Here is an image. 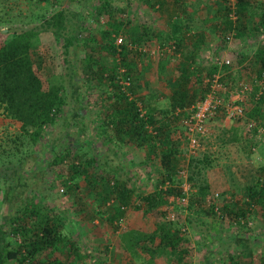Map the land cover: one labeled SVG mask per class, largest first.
Returning <instances> with one entry per match:
<instances>
[{"label":"trees","instance_id":"1","mask_svg":"<svg viewBox=\"0 0 264 264\" xmlns=\"http://www.w3.org/2000/svg\"><path fill=\"white\" fill-rule=\"evenodd\" d=\"M27 1L51 3V0ZM215 6L216 12L224 11L218 23L213 26L214 31L220 34L223 48L229 42L235 43L242 37L264 35V0H221L216 2ZM99 7L101 11L108 13L111 8L110 1L102 0ZM184 13L186 15L181 23L171 24L172 28L169 27L168 30L155 31L150 25L137 21L131 23V32H141L143 37L152 38L151 40L159 43V53L166 49L170 51L172 48L174 55H181L177 73L167 79L166 85L170 89V95L166 108L154 105L152 99L155 98V90H151L150 80H145L143 71L129 64L128 58L132 50L125 43L115 45L117 32L124 27L123 21L119 20L115 26L110 24V27L102 32V38L105 39L100 49L113 56L112 67H105L102 62H95L92 67L88 63L91 55H86L83 60V75H86L89 81L106 83L111 89V92H101V97L94 98L95 105H104L106 100L109 102L103 116H99V121H96L100 128L96 135L102 139L101 144L110 152L113 144L116 147L134 146L150 153L149 156L146 155V159L154 165L153 170L157 176L155 187L146 193L137 192L133 185L129 186L116 169L106 171L102 166L95 165L97 157L94 155L88 157L86 153H81V156L72 154L70 147L77 144L78 139L75 144L74 138L70 141L68 139L63 148L60 144L64 142V137L70 136V122H65L62 135L52 141L48 140L51 133H47V130L50 131L59 124L66 108V95L61 83L44 87L43 80L35 70L31 49L33 40L42 31L56 28L62 34L60 31L65 28L62 23L66 18L65 11L59 9L51 13L41 21L40 27L24 25L14 31L8 29L9 38L0 45V116L6 124L18 126L20 133L13 137L7 134L10 139L6 141V148L2 150L4 154L0 156V162L4 165L3 171H0V179L5 181L0 209V264H70L68 255L78 253L77 249L71 251L74 243L71 245L63 234L64 219L67 216L65 212L62 213L61 209L58 210L54 206L45 208L32 203L31 197L17 201L25 189L32 188L30 185L36 179L47 181V173L54 175L53 181L47 182L48 187L53 185L52 182H59L66 188L60 189L63 193L73 187L76 189L83 180L85 190L98 212L108 214L104 208L110 207L113 213L112 216L107 215V218L118 228L122 225V215L126 208L143 213L155 211L159 217L154 227L119 231L123 250L138 256L142 259V264H155V258L159 256H167L173 264H190L191 242L186 232L188 227H192L194 213L212 214L218 221L228 223L236 232L240 229L246 233V229L251 226L249 218L253 209L259 207L264 211V167L259 170L252 186L241 190L243 193L240 201L230 194L229 198H223V202L219 204L217 200L220 195L212 193L205 176L206 169L211 166L210 155L205 152L198 156L192 154L186 160L178 147L179 141L174 138L176 121L181 119L185 125L183 138L190 143V117L195 113L197 103L213 94L219 99V104L213 109V114L208 120L217 119L222 122L223 119L232 121L247 118L244 121L245 144L248 147L256 145L251 137L264 132V39L259 43L254 42L256 46L251 57L252 63L258 66L256 84L249 86L241 82L237 85L240 74L234 70L233 58H222L215 63L208 62V66L202 63V59L197 61L202 49L198 40L202 42L206 35L199 32L195 34L194 40L188 41L185 33L191 28L192 13H187L186 10ZM109 17L112 19L110 14ZM112 29L116 33L113 38L110 37ZM120 40L122 41V38ZM130 40L136 45V42L144 39L136 35ZM64 45L66 49L71 42L65 38ZM244 55L238 53L235 57L242 60ZM164 63L169 62L162 60L159 74L165 75L167 68ZM216 74L222 75L215 79ZM227 77L233 81V85H237L236 90L230 94L231 97L242 90L243 86L247 87L242 99L231 103L240 106L242 112L229 118L227 106H224L226 102L222 97L227 87L232 88L228 85ZM195 86L199 89L196 90ZM142 89L149 90L145 97L135 93L136 90ZM225 97H228V94ZM246 105L250 107L248 111ZM231 130L235 129L223 128V134L227 135ZM192 136L198 141L195 151H199L203 143L200 139L204 136L199 133H192ZM220 140L231 146L237 144L240 137L233 131L232 135ZM25 142L27 146L24 149ZM44 142H51L49 155L41 152L43 154L33 156L30 149L42 148L41 144ZM111 154L112 158L103 154V165H108L110 161L120 163L115 156L116 152ZM65 166L68 169H65ZM8 170L11 171L10 174L7 173ZM149 172L154 173L150 170ZM184 183L185 186L188 184V190L183 186ZM209 195L211 202L206 210L204 207ZM182 199H186L185 204ZM162 207H181L183 214L186 211L185 223L175 221V217L169 219L166 212L161 210ZM18 233L22 238L19 239L17 247H14L7 235ZM248 243V237L243 236H238L234 242L235 247L241 248V253L247 257L251 255ZM259 262L264 264V254ZM232 264L239 263L235 261Z\"/></svg>","mask_w":264,"mask_h":264},{"label":"rangeland","instance_id":"2","mask_svg":"<svg viewBox=\"0 0 264 264\" xmlns=\"http://www.w3.org/2000/svg\"><path fill=\"white\" fill-rule=\"evenodd\" d=\"M101 1L51 0L49 4H41L27 0H0V45L9 38L8 29L14 31L24 25L40 27L41 21L50 16L51 13L59 9L65 11L66 18L62 22L65 28L60 31L62 34L56 28L42 31L33 40L31 49L35 70L43 80L44 87L61 83L66 95V108L60 117L59 124L53 129L51 128L50 131L47 130V133H51L48 140L52 141L58 138L60 134L62 135L65 122H70V136L64 137V142L60 144L63 148L68 139L70 141L74 138V144L78 139V143L70 147L72 154L81 156L86 153L88 157L94 155L97 157V164L95 165L102 166L106 171L116 169L129 186L133 185L137 192L146 193L155 187L157 176L153 170L155 169L154 165L146 159V155L149 156L150 153L134 146L116 147L113 144L110 152L101 144L102 139L96 135V132L100 130L96 121H99V116H103V111L109 107V102L106 100L104 105H95L94 98L101 97V92H111V89L106 83L100 84L97 80L89 81L86 75H83L82 66L84 57L91 55L88 63L92 67H94L95 62H102L105 67H112L113 56L100 49V45L105 39L102 38L103 30L108 29L110 24L115 26L119 20L123 21L124 27H121L120 31L117 32L115 45L125 43L132 50L128 58L129 64L137 70L143 71L145 80H150L151 90H155V98L152 99V102L162 108L168 107L170 89L166 83L169 77H173L177 73V64L180 62L181 55H174L172 48L170 51L166 49L159 53V43L151 40L152 38L143 37L141 32H131V23L137 21L140 24L150 25L155 31L168 30L169 27L172 28L171 24L181 23L183 16L186 15L184 10L187 13L191 12V28L185 33V38L188 41L194 40L195 34L199 32L206 35L202 42L200 39L198 40L202 49L197 61L202 59V63L208 66V62L215 63L216 60L222 58H233L234 70L240 74L237 85L241 82H245L249 86L256 84L257 78L255 76L258 66L252 63L251 57L256 46L254 42L262 41L264 35H257L253 38L242 37L235 43L229 42L223 48L220 34L213 28L218 23L219 17L224 14L223 10L219 12L215 10V3L221 0H109L111 8L108 13L112 19L108 13L99 9ZM207 19L209 20L207 21ZM114 32L112 29L111 38L116 34ZM136 35H140L144 40L136 42L135 45L131 43L130 38L132 39ZM65 38L71 42V45L66 49ZM238 53L245 54L244 59L236 58ZM162 60L169 62L163 64L167 68L165 75L158 73ZM119 67L122 68L121 65ZM120 72H122L121 69ZM219 75L216 74L215 79ZM227 82L233 89L227 87L226 92L222 94L226 102L224 106H230L236 100L230 94L236 90L235 86L237 85H233V81L228 77ZM123 83L126 85L125 82ZM195 87L196 90L199 89L197 86ZM148 91L142 89L136 90L135 93L145 97L149 93ZM226 94L228 97H225ZM246 107L248 111L250 107L247 105ZM223 110L225 109L223 108ZM246 119L232 121L223 119L222 122L217 119L207 120L205 135L200 139L203 143L199 151H195L197 148H193L183 138L185 125L182 124L181 119L176 121L174 138L179 141L178 147L185 159L187 160L189 155L198 156L204 152L210 155L211 166L206 169L205 176L212 193L220 195L217 200L219 204L223 202V198H229L230 194L235 200L240 201L243 193L241 190L252 186L259 170L264 167V132L251 137L256 145L248 147L243 136L246 131L244 124ZM230 127L235 129L233 131H236L240 137V141L231 146L222 143L220 140L232 135V130L227 135L223 134V128L228 129ZM260 130L262 131V129ZM18 133H20L18 126L6 124L0 116V156L4 154L2 150L6 148V141L10 139L7 134L13 137ZM47 142L41 144L42 148L30 149V153L33 156L43 153L49 155L51 142L46 144ZM26 146L27 143L25 142L23 148L25 149ZM102 152L110 158L113 157L111 153L116 152L115 156L120 160V163L110 161L108 165H103ZM1 164L2 162H0ZM3 166L2 164L0 171H3ZM65 169L68 167L65 166ZM149 170L154 173H150ZM7 173L10 174L11 171L8 170ZM45 179L47 181L36 179L30 185L32 188L25 189L17 201L20 202L22 198L25 200V198L31 197L32 203L45 208L54 206L58 210L61 209L62 213H66L63 234L69 239L71 245L74 243L71 251L76 249L78 251V253L68 255L70 264H142V259L138 256L123 250L119 240V231L124 229L145 230L154 227L159 217L155 211L143 213L132 208H126L122 215V225H119L118 228L114 226V222L111 223L107 218V215L112 216L113 213L110 207L107 209L102 206L108 214L98 212V208L93 204L91 197L85 190L83 180L79 182L76 189L73 187V189H68L66 193H63L60 189L66 190V188L59 182H52L53 185L48 187L47 182L53 181L54 175L47 173ZM9 181L10 177L8 178ZM4 182L3 178L0 179V209L4 190L2 188H5ZM183 186L188 190V184L185 186L184 183ZM35 188L37 191H34ZM210 196L207 197V203H205L204 208L206 210L209 209ZM161 210L166 212L169 219L175 217V221H180L181 224L185 223L186 211L183 214L181 207H162ZM252 212V216L249 218L251 226L250 229H246V233L240 229L236 232L228 223L218 221L212 214L194 213L192 227H188L186 232L191 242L189 263L232 264L237 261L239 264H259V259L264 254V211L255 207ZM238 236L248 237L250 256L243 255L241 248L235 247L234 242ZM7 237L14 247H17L19 239L22 238L20 233L13 236L8 234ZM203 245H206L205 248ZM155 264H173V262L167 256H159L155 258Z\"/></svg>","mask_w":264,"mask_h":264},{"label":"built area","instance_id":"3","mask_svg":"<svg viewBox=\"0 0 264 264\" xmlns=\"http://www.w3.org/2000/svg\"><path fill=\"white\" fill-rule=\"evenodd\" d=\"M228 62V61H226ZM247 89L246 86H243L242 90L238 91L233 97L236 100L242 99L243 92ZM235 100V101H236ZM219 104V99L217 96H213V94H210L206 97V99L200 103H197L196 105V111L193 115L190 117V125H189V131H190V143L193 148H196L198 146L197 139L192 136V133H199L201 135H205V127L206 122L208 120V117L213 114V109ZM242 112V109L240 106L236 104L228 105L227 106V113L228 118L231 117L233 114H240ZM183 202L186 203V199H182Z\"/></svg>","mask_w":264,"mask_h":264},{"label":"crops","instance_id":"4","mask_svg":"<svg viewBox=\"0 0 264 264\" xmlns=\"http://www.w3.org/2000/svg\"><path fill=\"white\" fill-rule=\"evenodd\" d=\"M192 32H194V31H192Z\"/></svg>","mask_w":264,"mask_h":264}]
</instances>
